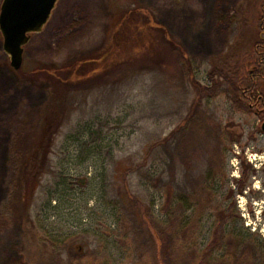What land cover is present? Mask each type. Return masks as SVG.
I'll use <instances>...</instances> for the list:
<instances>
[{
    "label": "rangeland",
    "instance_id": "1",
    "mask_svg": "<svg viewBox=\"0 0 264 264\" xmlns=\"http://www.w3.org/2000/svg\"><path fill=\"white\" fill-rule=\"evenodd\" d=\"M260 4L58 0L16 72L0 35V207L9 193L14 135L19 148L30 139L53 89L42 73L67 80L80 59L112 66L70 88L75 103L54 138L50 172L41 177L28 216L16 210L0 217V264H235L239 258L238 264H264V118L239 109L226 80L244 71ZM151 18L187 56L195 85L174 80L167 47L154 44L157 33L149 43L140 26ZM114 35L121 36L118 48L107 50V61L98 59L112 49ZM155 47L165 52L166 68L138 67L155 56ZM211 72L216 85L208 93ZM163 140H187L188 150L157 147L145 181L133 170ZM134 200L145 221L126 209ZM170 223L171 232L158 240L155 232ZM183 230L184 240L175 243L173 232Z\"/></svg>",
    "mask_w": 264,
    "mask_h": 264
},
{
    "label": "trees",
    "instance_id": "2",
    "mask_svg": "<svg viewBox=\"0 0 264 264\" xmlns=\"http://www.w3.org/2000/svg\"><path fill=\"white\" fill-rule=\"evenodd\" d=\"M135 13V12H133ZM135 18V14L132 15ZM147 25V24H146ZM149 25V26H148ZM148 25L145 26L143 23L140 26V29L145 28L147 30L148 41L150 44L151 37L153 34L157 33V36H154L155 42L158 44H165L166 50L168 51L167 57L169 56V68L175 72V79L178 83L188 82V84H196L194 74L192 73L191 63L188 60L185 53L182 51L181 47L177 45L170 37L166 34V31L160 26V24L156 23L155 20L151 18V21L148 22ZM144 26V27H143ZM118 31V30H117ZM257 36L255 38V43L253 45V49L249 58L244 62L243 65V73H232L230 78H227V82L229 83V88H231V92L233 97H235V103L238 105L239 109L247 108L250 110H255L256 114L261 118H264V0H261V4L259 7V15L257 18ZM118 33V32H117ZM146 33V32H145ZM153 33V34H151ZM114 35L112 45V49L109 47L104 50V53L98 55V59H106L108 60L107 50L109 52H113V48H118L116 46V41L121 39ZM161 39L163 41H161ZM115 41V42H114ZM160 42V43H159ZM115 45V46H114ZM156 48V47H155ZM155 56H150L146 61L142 59V62L138 65V67H153V68H161L162 71L166 68V62L168 61L164 56L165 52H161L159 48H156ZM158 52V53H157ZM97 59H80V63L75 64L72 70L69 71V78L59 79L56 76V71H52L47 74L46 71L44 74L47 81L52 82V91H48V97L45 103L40 106L38 110L37 116V128L33 127V132L29 135L30 139L25 141V144L22 147H18L19 140L15 138L17 136L14 135V140H12L10 144V150L7 160V176H6V184L7 189L9 191L8 196L5 202L0 207V217H8L9 212H16L18 210L19 216L22 219H25L28 216L30 203L32 201V197L35 193V189L39 185V181L43 175L50 172L49 165V155L51 153V149L54 143V138L60 129L62 123L65 121L67 116V109L69 105H74V99L77 96L76 90L74 93H71V87L76 86L80 83H89L93 76L97 75L100 71L111 72L106 68L97 67L96 64ZM140 65V66H139ZM117 67L112 68L111 70H115ZM168 68V69H169ZM105 72L102 75H105ZM49 77H53V80ZM208 78L211 81V86H205L203 88L206 89V92H210L214 89L216 82L213 79V72L208 74ZM92 81V80H91ZM196 88V87H195ZM200 90L197 89V93H201ZM199 94L197 96L199 97ZM190 119L186 120L189 121ZM184 137V136H183ZM173 143V144H172ZM170 144L175 146V150L179 154H184L188 150L187 140H163L161 142H157L151 145L149 152L143 156L142 163L134 168V172H138L145 181H150V174L145 170V166L152 157L151 153L157 147H163V151L168 153V150L171 149ZM154 160L161 153H158ZM175 155H173L174 158ZM161 158V157H160ZM159 158V159H160ZM158 159V160H159ZM162 159V158H161ZM153 160V161H154ZM133 204H129L127 210L132 211L135 216L136 221L139 223V217L143 215V221L147 219L146 213L143 210V207L140 205L139 201L134 200ZM142 222V221H141ZM168 228L166 229L164 226L158 231H156V235L158 240L164 241L165 233L171 232V223L168 224ZM155 226V225H154ZM167 226V225H166ZM145 232V231H144ZM148 229L145 232L148 233ZM173 240L175 243L179 244L185 238V231L173 232ZM170 237L168 238V242ZM172 241V238H171ZM235 264L240 263V258L237 261H234Z\"/></svg>",
    "mask_w": 264,
    "mask_h": 264
},
{
    "label": "water",
    "instance_id": "3",
    "mask_svg": "<svg viewBox=\"0 0 264 264\" xmlns=\"http://www.w3.org/2000/svg\"><path fill=\"white\" fill-rule=\"evenodd\" d=\"M58 0H2L0 35L2 50L13 72L20 70L24 47L33 34L41 33ZM264 131V123L262 124Z\"/></svg>",
    "mask_w": 264,
    "mask_h": 264
},
{
    "label": "bare ground",
    "instance_id": "4",
    "mask_svg": "<svg viewBox=\"0 0 264 264\" xmlns=\"http://www.w3.org/2000/svg\"><path fill=\"white\" fill-rule=\"evenodd\" d=\"M255 188H256V189H258V187H257V186H255Z\"/></svg>",
    "mask_w": 264,
    "mask_h": 264
}]
</instances>
